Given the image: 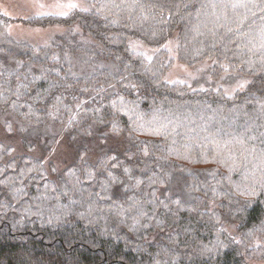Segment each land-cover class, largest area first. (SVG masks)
Returning <instances> with one entry per match:
<instances>
[{
	"label": "trees",
	"instance_id": "16d2710c",
	"mask_svg": "<svg viewBox=\"0 0 264 264\" xmlns=\"http://www.w3.org/2000/svg\"><path fill=\"white\" fill-rule=\"evenodd\" d=\"M88 1L44 44L0 11V264L264 262V0ZM169 42L245 86L167 81Z\"/></svg>",
	"mask_w": 264,
	"mask_h": 264
},
{
	"label": "rangeland",
	"instance_id": "374dc122",
	"mask_svg": "<svg viewBox=\"0 0 264 264\" xmlns=\"http://www.w3.org/2000/svg\"><path fill=\"white\" fill-rule=\"evenodd\" d=\"M74 5V6H73ZM90 7L88 0H0V11L9 18L7 31L16 39H24L31 43L44 44L47 43L52 36L61 32L64 28L59 26H36L24 21L26 18L38 14L57 13L64 14L72 9H87ZM174 44L169 42L166 45L168 49V64L164 72V79L167 81L186 82L194 85L195 89L220 88L226 93H232L237 89H241L246 84V79L238 78L235 81H228L225 77L211 78L206 73L207 63L202 65L189 66L180 61L173 53ZM133 50L144 55H151L153 48L135 41L132 43ZM1 124V123H0ZM59 131V129H54ZM1 139L7 142L15 143L17 136L10 137L0 127ZM18 149V148H17ZM38 154L44 152L38 148ZM75 149L70 145L69 141L62 134L59 135L55 145L46 158L53 159L57 166H63L73 160ZM90 159H95L96 152L91 153ZM252 264H264L262 260L253 261Z\"/></svg>",
	"mask_w": 264,
	"mask_h": 264
},
{
	"label": "snow or ice",
	"instance_id": "6c2138e0",
	"mask_svg": "<svg viewBox=\"0 0 264 264\" xmlns=\"http://www.w3.org/2000/svg\"><path fill=\"white\" fill-rule=\"evenodd\" d=\"M74 6V5H73Z\"/></svg>",
	"mask_w": 264,
	"mask_h": 264
}]
</instances>
